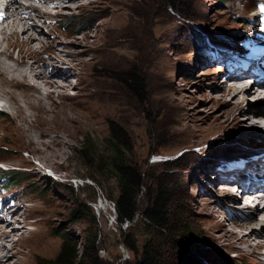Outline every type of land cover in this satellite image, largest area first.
<instances>
[{
    "label": "rangeland",
    "instance_id": "1",
    "mask_svg": "<svg viewBox=\"0 0 264 264\" xmlns=\"http://www.w3.org/2000/svg\"><path fill=\"white\" fill-rule=\"evenodd\" d=\"M49 1L19 0L24 8L30 3L41 6L43 15L36 19L30 10L23 13L37 38L50 44V55L72 54L80 68L66 79V98L52 99L57 117L28 136L39 139L42 131L47 133L45 141L62 139L61 155L32 153V138L15 132V118L0 101V149L6 148L0 151V170L17 172L6 179L0 173L1 208L24 204L15 213L20 225L35 211L24 230L41 233L48 248L35 252L29 264L53 262L63 240L90 256L86 238L91 237L96 264H135L141 259L148 237L145 225L139 215L131 223L116 225L113 205L106 199L107 193H116L114 179L99 171L95 159L88 164L79 154L82 144L91 153L105 150L109 124L124 133L127 159L141 169L144 180L158 176L157 165L177 163L166 172L175 215L168 216L166 231L151 243L159 255L157 264H179V248L185 244L199 251L201 264H264L262 249L247 255L238 245L246 253L239 258L225 237L235 224H258L257 216L246 219L239 212L247 216L252 209L241 206L237 194L228 195L237 203L217 205L216 214L209 203L226 199L218 177L248 186L250 155L256 146L264 147V130L243 113L261 108L262 101L258 104L251 95L245 101L223 96L231 87L230 74L249 67L247 60L252 59L244 57L264 47V0H129L127 5L120 0ZM3 18L0 28L5 29L10 20L4 23ZM4 29L0 51L7 47L1 38L11 33L10 27ZM9 48L15 58L17 48ZM47 57L40 55L42 60ZM259 64L262 61L254 63V69ZM247 72L259 77L250 68ZM133 82L141 91L127 86ZM8 127L12 131L2 130ZM143 193L141 189L137 195L139 209Z\"/></svg>",
    "mask_w": 264,
    "mask_h": 264
},
{
    "label": "bare ground",
    "instance_id": "2",
    "mask_svg": "<svg viewBox=\"0 0 264 264\" xmlns=\"http://www.w3.org/2000/svg\"><path fill=\"white\" fill-rule=\"evenodd\" d=\"M46 1L48 2L49 0ZM120 1L124 3H120L121 5H127L129 2V0ZM3 5H5V10L0 14V17H4L1 19L3 22L5 19V22L7 19L10 20L7 27H4H6V30L10 27L11 33L10 37L1 38V41L7 43V47L0 51V101H4L8 105L12 113L11 117L15 118L13 121L15 132L26 134L27 137L32 138L28 134H30L33 128H42L49 122L50 118H52L51 116L57 117L55 115L57 113V111L55 113V108L50 107V104L54 102L52 99L54 97L66 98V93L70 89V85H68L66 79L68 76L79 71L80 63L72 58V54H67L69 58H64L55 53L51 56L48 50L50 44L46 40L41 39V37L37 38V35L34 34L36 30L27 23L24 13L30 10L29 14L32 16V19L41 17L43 15L41 6L30 3L24 8L19 0H0V10L4 8ZM3 29V27L0 28V31ZM0 35L3 36V32ZM10 46L16 47L18 50L15 58L10 51ZM260 49L261 51H258ZM260 49L244 57L243 60L247 58L252 59V61L247 60L249 67L245 69V72H242L240 68L232 75L230 74L231 81L229 82L231 87L228 92L223 93V96L229 95L230 100L241 96L243 98L242 101H245V96L251 95L258 104L259 101H262L259 104L261 108L241 110L246 114V117H244L247 120L251 117L254 121L253 125L264 130V77L260 78L261 75H264V47ZM44 51L48 52L44 53ZM42 54H47L49 58L47 57V60H42L40 58ZM30 58L33 60L28 62ZM260 61H262V65L259 64V67L256 65V69H254V63L256 64V62ZM54 63L57 64L53 65ZM249 68L252 71L254 70V73L258 74L259 77L250 75L247 72ZM243 75H245V78H243ZM53 78H59L60 81H55ZM254 86L257 87L256 90ZM239 102L240 100L234 101V107L238 106ZM99 114L96 115L99 117ZM16 120H18V123L15 122ZM2 130L12 131L10 127L8 129L3 128ZM40 132L39 139H31L33 145L32 153L41 155L51 152L57 157L60 156L61 150L59 148L63 146L62 139L56 137L57 139H53V141H45L42 136H47V133ZM55 147H58V149L55 150ZM256 147V149H253V153L250 155L251 158L247 163H250L253 167L248 177L250 181L247 180L248 186L241 185L243 182L236 179L230 181L226 177H218L217 181H222L221 185H219L222 190L221 194L226 199L214 198L212 201H209L211 203L210 212L216 214L219 213L216 208L217 205L224 206L225 203L232 200L229 196L237 194L234 190L235 186L240 191H244V194H247L246 196L249 198L246 197L243 205L241 202V206L251 208L252 210H250L247 216L244 213L246 211L243 212L242 210L239 212L246 219L248 217L254 219L257 216V219L259 218L257 220L258 224L255 226L244 223L235 224V226L232 225L233 227L225 235L226 241L229 244V250L237 249L238 245H243L247 249V255H257L260 249L264 252V154H259L260 151L264 150V147L260 145ZM253 178H258L260 181L253 180ZM255 188H259V190L254 192ZM231 189L233 190L231 191ZM236 201L235 198L231 202L235 203ZM22 206L25 208L22 203L10 205L8 206L9 208L5 205V207L1 208L0 204V264H29V258L35 252L41 251L45 253L48 249L44 238L41 237V233L35 234V232L24 230V224L27 223L31 215H34L35 211L29 212V217L25 215L24 223L20 225L21 217L15 215V213ZM241 230L248 232L241 233ZM237 250L239 258L246 257V253L243 250L239 248Z\"/></svg>",
    "mask_w": 264,
    "mask_h": 264
},
{
    "label": "trees",
    "instance_id": "3",
    "mask_svg": "<svg viewBox=\"0 0 264 264\" xmlns=\"http://www.w3.org/2000/svg\"><path fill=\"white\" fill-rule=\"evenodd\" d=\"M134 92L141 91L139 83L133 82L127 85ZM107 147L100 153H91L88 147L82 144L80 146V157L90 164V160L95 159L98 165H101L100 172H109L110 177L115 181L116 193H107L106 199L110 201L114 208V220L118 227L125 223H131L135 215H139V222L144 224L147 229V240L143 243L141 249V259L135 264H157L158 252L154 251L151 245L152 240L158 238L162 232H165L170 221L168 216L175 215L174 206L169 200L171 190L170 183L166 181L169 175L166 172L177 167V163H162L157 165L160 173L156 177H148L144 180L141 176V169L136 167L127 159L128 150L125 145V135L121 129L115 124H109ZM0 151H6L4 146ZM161 171H164L161 172ZM2 178L6 179L10 175L16 174L14 170H0ZM89 179H93L89 177ZM95 181V179H93ZM143 189L142 207L139 209L136 199L140 190ZM78 217H72V222H77ZM173 220V217H171ZM171 229V228H170ZM92 254L88 256L86 251L80 254L76 251V245L68 240H63L58 256L48 264H96V251L92 244L94 237L89 240ZM183 245L179 248V264H201L202 255L193 247ZM124 248L128 252H133V248L129 244H125Z\"/></svg>",
    "mask_w": 264,
    "mask_h": 264
},
{
    "label": "water",
    "instance_id": "4",
    "mask_svg": "<svg viewBox=\"0 0 264 264\" xmlns=\"http://www.w3.org/2000/svg\"><path fill=\"white\" fill-rule=\"evenodd\" d=\"M112 211H114V208H112Z\"/></svg>",
    "mask_w": 264,
    "mask_h": 264
}]
</instances>
